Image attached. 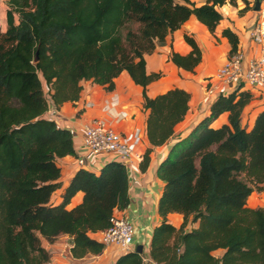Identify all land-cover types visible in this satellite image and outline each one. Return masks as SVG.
<instances>
[{
  "label": "trees",
  "instance_id": "obj_1",
  "mask_svg": "<svg viewBox=\"0 0 264 264\" xmlns=\"http://www.w3.org/2000/svg\"><path fill=\"white\" fill-rule=\"evenodd\" d=\"M226 1L8 0V28L0 30V264H47L42 238L53 242L61 234L73 236L75 258L104 251L90 234L109 228L113 213L128 207V169L115 160L98 173L80 168L56 204L53 195L63 185L59 160L77 152L73 132L44 117L49 99L57 108L77 101L83 80L113 91L127 71L144 88L149 141L163 145L186 119L191 95L175 87L148 96L147 86L162 74L148 71L145 56L192 15L216 32ZM221 33L237 53L239 35L229 28ZM184 38L191 52L171 58L193 72L202 51L192 36ZM214 99L210 113L159 165L163 220L149 250L156 264H264V207L248 204L254 191H264V110L249 130L242 115L253 99L250 90L239 86ZM225 113L227 120L215 125ZM152 150L145 148L142 169ZM79 192L82 201L69 209ZM174 212L184 216L180 227L168 218ZM218 249L225 250L221 257ZM145 261L136 250L115 264Z\"/></svg>",
  "mask_w": 264,
  "mask_h": 264
},
{
  "label": "crops",
  "instance_id": "obj_2",
  "mask_svg": "<svg viewBox=\"0 0 264 264\" xmlns=\"http://www.w3.org/2000/svg\"><path fill=\"white\" fill-rule=\"evenodd\" d=\"M191 1L198 6L207 2V0ZM252 4L254 3L247 4L244 0H227L220 7L223 19L214 33L195 15H192L180 29L170 32L165 43L159 45L156 51L145 56L148 71L162 74L160 79L147 86L148 96L155 97L175 87L183 88L191 95L190 109L186 119L176 126L174 135L161 146L154 147L149 141L147 136L149 111L144 107V88L136 84L127 71L116 78L113 91H108L105 86L91 80H83L81 95L77 101L66 102L57 108L54 102L49 99V110L44 114V117L54 120L62 128L71 130L74 127L72 130L76 152L77 154L82 152L90 159H92V155L83 149L84 125L98 117L114 121L112 116L104 110V106L112 100H118L120 102L119 109L126 110L130 114V118L117 124L119 129L129 131L137 125L144 128V146L141 150L145 152L146 147L153 148L150 153V162L146 169H142L141 162L132 164V171L129 174L130 203L122 212L135 225V248L138 250V247L142 246L145 260L147 257L150 258L149 250L154 230L163 220L159 212V201L165 182L158 175L159 165L169 154L175 142L186 136L202 118L210 113L211 105L215 99L209 97L207 88L213 82L218 69L232 55V46L221 31L229 28L239 35V52H243L249 58L258 55V47L250 34L257 23L259 14L254 9L255 5L252 6ZM8 8V0H0V30L3 33L8 28ZM17 21L18 17H16ZM185 34L192 36L202 51V60L193 72L180 68L171 58L172 54L176 52L184 55L191 52L192 48L185 41ZM243 89L250 90L253 94L252 101L245 107L242 115V124L250 130L254 126L257 115L264 110V93L254 91L249 86H243ZM91 102L95 106L87 105ZM226 120L227 113L221 115L215 125H220ZM76 156H66L59 160L62 169L60 181L63 185L53 195V201L56 204L62 201L65 188L78 171ZM111 160H113L112 157L107 159V161ZM105 162L101 166H104ZM101 168L98 167L95 172H100ZM82 198L83 192L77 193L68 208L75 207L82 201ZM168 218L176 227H180L184 223V216L180 213H170ZM197 226V222L190 223L187 225V229ZM73 244L74 238L69 234H61L53 242L42 238V246L49 252L53 264H115L122 256L116 245H110L106 246L100 254L89 253L82 258H75L71 252ZM224 252V249H218L214 251V254L221 257Z\"/></svg>",
  "mask_w": 264,
  "mask_h": 264
},
{
  "label": "built area",
  "instance_id": "obj_3",
  "mask_svg": "<svg viewBox=\"0 0 264 264\" xmlns=\"http://www.w3.org/2000/svg\"><path fill=\"white\" fill-rule=\"evenodd\" d=\"M252 1L254 3L256 0ZM258 14L257 23L250 34L253 42L258 47V55L249 58L239 51L232 54L218 69L213 82L208 86L207 93L210 98L214 99L220 95H228L239 86H249L254 91L264 93V0H261V8ZM87 105L95 106L92 102ZM119 105L120 102L114 99L104 106V110L117 123L130 118L129 112L120 110ZM73 128H71L72 132ZM142 146H144V128L142 126H134L129 131H117L112 127L111 121L98 117L84 125L83 149L92 155V159L79 152L75 158L76 166L78 169L86 168L96 171L98 167L103 168L101 164L112 157L113 160L125 164L130 174L132 164L142 162L145 153L141 150ZM122 211L113 213L109 228L91 233L90 237L99 241L105 247L116 245L123 255L136 251V228L131 219ZM47 264L53 263L50 261Z\"/></svg>",
  "mask_w": 264,
  "mask_h": 264
},
{
  "label": "rangeland",
  "instance_id": "obj_4",
  "mask_svg": "<svg viewBox=\"0 0 264 264\" xmlns=\"http://www.w3.org/2000/svg\"><path fill=\"white\" fill-rule=\"evenodd\" d=\"M256 2V1H255ZM255 2H254V4H252V5H255ZM251 3H253V1L251 2ZM260 8H261V6H260ZM260 10V9H259ZM258 12V11H257ZM135 27L137 26V25H134ZM48 89L46 88V94H48ZM112 123V127L115 129V130H117V131H120V130H123V129H119L118 128V126H117V122H115V120L114 121H112L111 122ZM248 204L251 206V207H264V191H254L251 195H250V197H249V199H248ZM67 253H68V247H67Z\"/></svg>",
  "mask_w": 264,
  "mask_h": 264
},
{
  "label": "water",
  "instance_id": "obj_5",
  "mask_svg": "<svg viewBox=\"0 0 264 264\" xmlns=\"http://www.w3.org/2000/svg\"><path fill=\"white\" fill-rule=\"evenodd\" d=\"M260 6H261V0H256V2H255V10L256 11H259V9H260ZM138 251L139 252H143V248H142V246H139L138 247ZM145 264H156L152 259H150V258H148L147 257V259H146V261H145Z\"/></svg>",
  "mask_w": 264,
  "mask_h": 264
}]
</instances>
